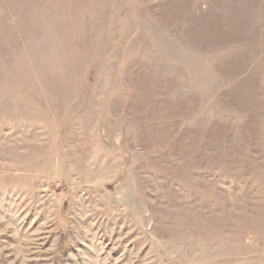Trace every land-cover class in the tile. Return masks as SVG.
<instances>
[{
    "label": "rangeland",
    "instance_id": "1",
    "mask_svg": "<svg viewBox=\"0 0 264 264\" xmlns=\"http://www.w3.org/2000/svg\"><path fill=\"white\" fill-rule=\"evenodd\" d=\"M0 264H264V0H0Z\"/></svg>",
    "mask_w": 264,
    "mask_h": 264
}]
</instances>
